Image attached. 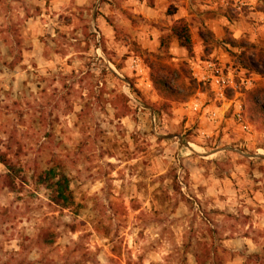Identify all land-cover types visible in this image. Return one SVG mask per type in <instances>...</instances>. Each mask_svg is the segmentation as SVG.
Segmentation results:
<instances>
[{"label":"rangeland","instance_id":"obj_1","mask_svg":"<svg viewBox=\"0 0 264 264\" xmlns=\"http://www.w3.org/2000/svg\"><path fill=\"white\" fill-rule=\"evenodd\" d=\"M180 18L190 53L159 46ZM204 60L229 71L226 101L193 77ZM249 92L264 104V0H0V153L18 173L10 192L0 164V264H264Z\"/></svg>","mask_w":264,"mask_h":264},{"label":"trees","instance_id":"obj_2","mask_svg":"<svg viewBox=\"0 0 264 264\" xmlns=\"http://www.w3.org/2000/svg\"><path fill=\"white\" fill-rule=\"evenodd\" d=\"M153 0H146L147 7H152ZM175 13V8L172 5H168L166 9V15L172 16ZM174 39L178 47L183 48L187 53L191 52V40L189 35V29L184 19L180 18L174 20L168 28V37H160L159 46L167 48L168 39ZM150 82L153 89L158 95L165 100L177 101L179 99L176 91L169 87L162 79L156 78L154 73L150 75ZM249 97V111L252 121H258L264 124V104L259 103L255 98V95L251 92L248 93ZM0 164L3 165L6 169V173L2 176V179L5 183V187L8 188L10 192L18 191V183L15 182L17 176V171L12 164L5 158L4 155L0 153ZM55 186V185H54ZM52 185H48L46 188L50 189ZM64 188L60 189L58 187L53 189L54 198L57 202L61 201V204L65 202V196L63 195ZM63 206V205H62ZM245 237V235H243ZM262 252L264 254V247H262ZM205 264V261H198L196 259V264Z\"/></svg>","mask_w":264,"mask_h":264},{"label":"built area","instance_id":"obj_3","mask_svg":"<svg viewBox=\"0 0 264 264\" xmlns=\"http://www.w3.org/2000/svg\"><path fill=\"white\" fill-rule=\"evenodd\" d=\"M130 63L134 71L139 74L142 73L143 68H141L137 59H131ZM193 77L197 82L209 87L217 100L226 101L224 91L228 88L231 80L229 71L224 66H220L212 60H204L198 72L193 74ZM198 104L197 100H193V109L199 110L201 106H198ZM204 117L205 121L211 124L216 119V112L209 110L205 113ZM236 118L237 121H240L239 108L236 113Z\"/></svg>","mask_w":264,"mask_h":264},{"label":"crops","instance_id":"obj_4","mask_svg":"<svg viewBox=\"0 0 264 264\" xmlns=\"http://www.w3.org/2000/svg\"><path fill=\"white\" fill-rule=\"evenodd\" d=\"M242 240H245V237H243V235L233 239H224L222 241V244L226 249H237V246H240L242 244Z\"/></svg>","mask_w":264,"mask_h":264}]
</instances>
